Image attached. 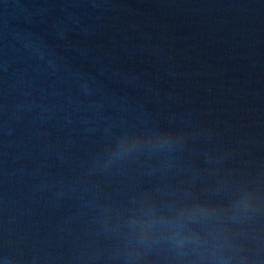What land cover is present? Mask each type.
<instances>
[{"label":"water","instance_id":"water-1","mask_svg":"<svg viewBox=\"0 0 264 264\" xmlns=\"http://www.w3.org/2000/svg\"><path fill=\"white\" fill-rule=\"evenodd\" d=\"M0 264H264V0H0Z\"/></svg>","mask_w":264,"mask_h":264},{"label":"clouds","instance_id":"clouds-1","mask_svg":"<svg viewBox=\"0 0 264 264\" xmlns=\"http://www.w3.org/2000/svg\"><path fill=\"white\" fill-rule=\"evenodd\" d=\"M195 211L204 214L207 210L199 208ZM194 214L195 212L189 213L188 216L185 217V214L181 213L180 217L182 219H191ZM154 223L159 224L164 230L170 233L165 237V239H167L170 245L177 250L179 255H184V249L190 246L194 248H198L200 246V241L194 233H185L183 223L169 220L165 217H158Z\"/></svg>","mask_w":264,"mask_h":264}]
</instances>
